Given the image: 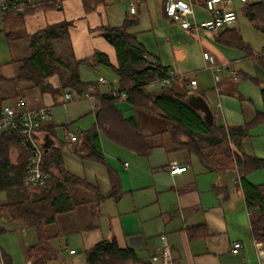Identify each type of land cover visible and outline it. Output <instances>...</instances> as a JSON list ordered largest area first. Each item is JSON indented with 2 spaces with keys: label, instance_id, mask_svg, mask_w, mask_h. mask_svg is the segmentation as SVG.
I'll list each match as a JSON object with an SVG mask.
<instances>
[{
  "label": "crops",
  "instance_id": "crops-1",
  "mask_svg": "<svg viewBox=\"0 0 264 264\" xmlns=\"http://www.w3.org/2000/svg\"><path fill=\"white\" fill-rule=\"evenodd\" d=\"M31 1L42 8L24 16V27L10 48L16 54L15 46L24 43L23 49L28 53L9 64L11 68L7 67V75L6 68L0 65V77L7 80L0 83V116L3 108L13 104L17 98H24L30 109L51 107L52 119L45 124L39 137L44 139L49 135L53 141L51 147L60 150L58 155L66 173L89 184L103 200L94 192L79 191L77 199L82 201L81 204L59 214L54 223L44 227V234L49 239L48 253L35 259L29 257L28 251L39 244L37 230L0 215V264H87L88 251L103 241L113 239L121 248H133L143 260L161 264L163 238L167 239L175 264H264V244L257 243L253 236L237 170H209L199 157L174 146L169 133L173 127L170 121L149 110L136 108L125 100L116 103L117 109L124 118L138 121L151 150L147 156H138L119 147L97 125L98 97L112 90L104 86L108 85L104 76L93 79L87 75V72H103L102 68H109L118 78V89L121 88L116 73L120 67L119 57L115 47L104 38L101 28H120L127 21L135 20L137 23L128 29V34L136 40L135 50L150 64L159 63L167 71L175 73L169 85L171 88L155 81H145V91L151 97L165 93L184 97L188 103L192 100L193 104H189L204 118L205 114L196 109L202 100L211 110L213 124L228 131L246 127L259 116H264V67L257 56L249 57L243 50L219 43L217 35L225 29L218 33L205 32L197 38L166 15L165 23L161 17L155 20L151 8H156L158 0H104L91 12L86 10L85 0ZM195 4L199 20L211 19V14L204 7L205 0H197ZM131 6L136 7V14H131ZM226 9L235 11L234 3ZM236 23L231 27L238 31ZM61 24H69L67 37L54 41L51 51L55 63L58 61L60 67L67 71L63 74L69 76L71 69H66L67 65L59 61L72 62L74 66L75 61L90 59L96 52L109 59L111 66L101 65L94 70L81 65L76 69L83 82L94 83L93 91L87 87L80 94L65 89L54 95L42 93L27 81L17 80L25 61L35 51L28 36ZM4 25L0 17V36L6 37ZM164 31L170 40L168 49L161 42L160 49L151 50L145 35L152 34L156 43L164 40ZM188 53L190 60L185 62ZM203 53L215 56L222 70L226 69L220 78L211 70L213 77L219 78L217 82L214 77V84L209 79L208 65L204 70L201 68L206 62L201 59ZM256 55L264 56V51ZM247 63L253 67L246 69L244 64ZM191 64L196 70L194 73L186 71ZM198 74L203 75V79ZM185 75L188 79L184 78ZM101 78L106 82L101 83ZM193 79L197 81L195 88L189 86ZM47 82L55 90L61 88L57 74L47 76ZM67 94L75 96L76 100L65 102ZM94 131L106 164L82 158L76 153L85 145L92 146L93 141L88 135ZM68 132L76 136V142L67 139ZM242 150L252 157L264 159V122L249 129L242 141ZM18 157L19 152L13 150L11 163L17 164ZM174 163L187 170L172 174ZM46 168L49 175L59 174L57 165L48 161L47 154ZM111 171L121 186L118 201L111 198ZM247 179L253 185L264 187V171L251 173ZM7 202V193L1 192L0 205ZM235 243L242 244L237 255L232 253Z\"/></svg>",
  "mask_w": 264,
  "mask_h": 264
},
{
  "label": "trees",
  "instance_id": "trees-1",
  "mask_svg": "<svg viewBox=\"0 0 264 264\" xmlns=\"http://www.w3.org/2000/svg\"><path fill=\"white\" fill-rule=\"evenodd\" d=\"M5 1L11 6L23 9L22 11L10 9L3 18L6 38L12 42L19 37L24 27V16L39 10L42 6L33 4L32 7L28 0ZM103 2L104 0H85L86 10L91 12ZM243 4L242 12L253 28L264 34V2ZM136 23L135 20H129L120 28H101L104 38L115 47L119 57L120 67L116 73L120 78V89H125L129 97L125 101L131 102L136 108L149 110L170 121L173 127L169 133L174 146L178 150L187 151L199 157L209 170L216 172L237 170L239 188L243 192L248 210L252 212L250 219L253 236L255 240L259 238L264 244V187L253 185L247 179L251 173L264 171V159L252 157L242 150V141L249 129L263 123L264 116H259L246 127L227 131L214 124L209 126L203 116L184 97L165 93L151 97L145 91V81H149L148 83L158 81L165 77L168 71L159 63L150 64L135 50L137 49L136 40L128 34V29ZM68 26L69 24L51 26L32 37L28 36L35 51L25 61L17 80L27 81L42 93L54 95L60 94L65 89H72L80 94L87 87L92 88L91 91L94 90L93 88L96 87L93 86L94 83L83 82L76 69L81 65L94 70L101 65L111 66L107 56L96 52L90 59L75 61L74 66L72 62L59 61L67 65L66 69H71L69 76L59 73L61 67L57 64L58 61L56 65L53 64L52 43L67 37ZM217 40L229 48L245 51L249 57L257 56L256 59L264 67V56L256 55L235 28H225L217 35ZM51 74H57L61 79L60 89L55 90L47 82V76ZM5 81L7 80L0 77V83ZM186 94L187 92L184 95ZM98 98L99 109L96 114L98 129L119 147L138 156H147L151 146L147 137L142 135L138 121L134 118H124L116 107V103L123 100L114 98L111 92L107 95H99ZM19 138L20 135L16 131L0 134V193L6 192L8 195V202L0 205V215H6L13 221L21 222L37 230L39 244L28 251L29 257L35 259L46 256L48 253L49 239L44 234V227L54 223L59 214L81 204L82 201L77 199L79 191H91L96 193L100 200L103 198L89 184L66 173L58 155L60 150L55 148H51L46 154L48 161L57 165L56 170L59 174L51 173L43 187H26V170L30 155L20 148ZM88 138L93 141L92 146L85 145V148L77 149L76 153L82 158L106 164L98 147L97 133L95 131L90 133ZM204 142L207 143L206 148L203 147ZM15 149L19 152L17 164L11 163V154ZM46 171L49 174L47 168ZM110 176L113 183L111 198L118 201L121 198V186L112 171ZM86 254L87 264H152L140 258L133 248H121L116 239L103 241Z\"/></svg>",
  "mask_w": 264,
  "mask_h": 264
},
{
  "label": "built area",
  "instance_id": "built-area-1",
  "mask_svg": "<svg viewBox=\"0 0 264 264\" xmlns=\"http://www.w3.org/2000/svg\"><path fill=\"white\" fill-rule=\"evenodd\" d=\"M248 0H241L247 2ZM29 3L33 7L30 0ZM194 0H171L166 3L165 13L169 19L178 23L182 29L193 32L197 37H200L203 32L218 33L219 31L232 26L237 21V14L235 11L227 10L226 8L232 5L230 0H206L205 9L211 14L209 20H199L195 12ZM16 7V6H15ZM59 7V6H58ZM16 11H22V8L16 7ZM9 5L5 0H0V17L4 18L9 12ZM130 12L136 14V7L131 6ZM204 59L208 66L213 70L216 66L214 56L205 53ZM218 71V68H217ZM175 77L173 71H168L166 76L158 80L162 86L170 84L171 80ZM187 79V75L184 76ZM218 82L219 78L215 76ZM105 83L104 79H100ZM197 85L196 80L190 81V86L195 88ZM112 96L120 99H127L128 95L122 90L112 91ZM65 102L75 101V98L67 94L64 96ZM52 119V108L49 106L30 109L24 98H18L13 104L7 105L3 108L0 117V134L9 131H16L19 133V146L24 151L28 152L30 157L26 170L25 185L29 188L43 187L49 175L46 172L44 164V149L42 147V140L39 137L40 131L44 128L45 124ZM67 139L71 142H76L77 138L72 133H67ZM186 171L185 167H178L176 163L172 164L171 173L179 174ZM249 216L252 212L249 211ZM164 247L161 254V264H175L171 249L168 245L167 239L163 238ZM242 250L241 243H235L232 248V253L237 255ZM75 251H71L74 253Z\"/></svg>",
  "mask_w": 264,
  "mask_h": 264
},
{
  "label": "rangeland",
  "instance_id": "rangeland-1",
  "mask_svg": "<svg viewBox=\"0 0 264 264\" xmlns=\"http://www.w3.org/2000/svg\"><path fill=\"white\" fill-rule=\"evenodd\" d=\"M196 2H197V0H195ZM199 1V0H198ZM233 3H234V9H235V11L237 12V15H238V21H237V23H236V27H237V29H238V33L241 35V37L243 38V41L246 43V44H248L250 47H251V49L253 50V52L255 53V54H260V53H262L263 51H264V34H262V33H260V32H258L257 30H255L254 28H253V26H252V24H251V22L249 21V19L244 15V13L242 12V9H243V6H244V4L243 3H240L241 1L240 0H231ZM249 2V4H254V3H259V2H264V0H249L248 1ZM152 9V16L154 17V19L155 20H158V19H160V17H161V21H162V23H165V21H166V18H165V13H164V3H163V0H158V2H157V4H156V8L155 9H153V8H151ZM162 23H161V25H162ZM203 33H205V32H203ZM208 33V32H207ZM210 33V32H209ZM163 36L165 37L166 36V32L164 31V33H163ZM145 38L148 40L147 42L149 43V46L151 47V50H157L159 47H160V43L161 42H163L165 45H166V49H168V47H169V44L168 43H170V40L167 38V37H165L164 38V40L162 41V40H158V42H156L155 43V41H154V38H153V36H152V34H146L145 35ZM198 38V37H197ZM200 38V37H199ZM199 40V39H198ZM197 40V41H198ZM197 44H198V42H196ZM194 45V44H193ZM12 47V43L11 42H8L7 40H6V37L3 35H1L0 36V65H2V66H4V68H6V73H5V75H7V69L8 68H11V67H9L10 65V63H12L14 60H16L17 58H23V57H25L26 55H27V53H28V50L27 49H23V48H25V45H24V43H20V44H18L17 46H15V48H16V54H13L12 53V51L10 50V48ZM21 48V49H20ZM160 49V48H159ZM193 49L196 51V47H193ZM188 51V50H187ZM150 53H152V54H155V53H153V51H149ZM156 55V54H155ZM157 56V55H156ZM165 56L169 59V60H172V58L168 55V54H165ZM201 56V59H203L204 58V55H200ZM215 57V56H214ZM215 59H217L216 57H215ZM190 60V54L188 53V56H187V60L185 61V62H187V61H189ZM203 60H205V59H203ZM204 62V61H203ZM207 62H204V64L201 66V68H202V70H204V69H206V65H208V63L206 64ZM53 64L54 65H56V63H55V61H53ZM57 64L58 65H60L58 62H57ZM216 65H217V67H219L220 69H219V71H217V67L216 66H214L213 67V73L215 74V75H217L219 78L221 77V73H222V71L225 69V68H223V70H222V68H221V66L217 63V60H216ZM248 65V66H247ZM8 67V68H7ZM209 67V66H208ZM244 67L246 68V69H248V68H251V67H253V65L252 64H250V63H247V64H244ZM60 69V68H59ZM84 69V68H83ZM103 70V72H95V73H90V72H87L88 74V77H91V78H93V79H95V78H98V76H100V75H102V76H104L105 77V79L107 80V82H108V85H104L105 87H106V89L108 90V89H111V90H113V89H115V90H117L118 88H119V84H118V81H117V76L109 69V68H102ZM209 70H210V73H211V78H209L210 79V81H212V83L214 84L215 83V81H214V77H213V75L214 74H212V69L209 67ZM226 70V69H225ZM186 71H192L193 73L194 72H196V70L194 69V65L193 64H191L187 69H186ZM9 72V71H8ZM65 72H67L65 69H60L59 70V73L61 74V75H64V76H66L65 74H63V73H65ZM186 74H189V75H193L191 72H187ZM236 74H239L238 72H236ZM182 75H184V74H182ZM188 76V75H187ZM234 76H236L235 75V73H234ZM198 77L199 78H202L203 79V75H200V74H198ZM93 79H91V80H93ZM103 79V78H102ZM104 79V80H105ZM61 80V79H60ZM174 80V78L171 80V82H170V84L169 85H171V83H172V81ZM214 81V82H213ZM156 83H158V84H160L158 81H155ZM61 84H62V81H61ZM161 85V84H160ZM168 85V86H169ZM162 86V85H161ZM164 87V86H163ZM170 87V86H169ZM166 88H168V87H166ZM171 88V87H170ZM169 88V89H170ZM74 98H75V96H73ZM18 99V98H17ZM16 99V100H17ZM15 100V101H16ZM75 100H76V98H75ZM42 140V147H43V144H44V139L42 138L41 139ZM206 146H207V143L206 142H204L203 143V147L204 148H206ZM52 148V147H51ZM50 148V149H51ZM43 149H44V147H43ZM49 149V150H50ZM206 150V149H205ZM206 152V151H205ZM48 153V152H47ZM12 154H13V151H12ZM11 154V155H12ZM44 154L46 155V153H45V149H44ZM256 242L257 243H259V244H261L262 242H260V239L259 238H257V240H256ZM259 249H261V247L259 248ZM264 250V249H263Z\"/></svg>",
  "mask_w": 264,
  "mask_h": 264
},
{
  "label": "water",
  "instance_id": "water-1",
  "mask_svg": "<svg viewBox=\"0 0 264 264\" xmlns=\"http://www.w3.org/2000/svg\"><path fill=\"white\" fill-rule=\"evenodd\" d=\"M202 104L200 106H197L196 109H199L201 110L205 115H204V120L205 122L209 125V126H212L213 125V116L211 114V110L210 108L206 105V103H204L202 100H201ZM190 104H193V101L190 100L189 101ZM44 144H43V147L45 149V153H47L49 151V149L51 148V146L53 145V141L50 139V136L49 135H46L44 137Z\"/></svg>",
  "mask_w": 264,
  "mask_h": 264
},
{
  "label": "bare ground",
  "instance_id": "bare-ground-1",
  "mask_svg": "<svg viewBox=\"0 0 264 264\" xmlns=\"http://www.w3.org/2000/svg\"><path fill=\"white\" fill-rule=\"evenodd\" d=\"M240 1H241V0H240ZM167 2H168V1H167ZM167 2H166V3H167ZM194 2L196 3L195 0H194ZM247 2H248V1H247ZM247 2H244V3H247ZM166 3H165V6H166ZM242 3H243V2H242ZM8 5H9V4H8ZM15 8H16L15 6H11V5H9V10H10V9H15ZM58 8H60V6H59ZM164 12H165V7H164ZM131 14H132V13H131ZM165 15H166V13H165ZM166 17H167V15H166ZM1 18H2V17H1ZM167 18H168V17H167ZM237 19H238V18H237ZM170 20H171V19H170ZM171 21H172V20H171ZM236 22H237V21H236ZM236 22H235V23H236ZM235 23H234V24H235ZM234 24H233V25H234ZM183 30H184V29H183ZM185 31H187V30H185ZM195 36H196V35H195ZM196 37H197V36H196ZM204 54H205V53H203V55H204ZM208 54H209V53H208ZM210 55H211V54H210ZM214 58H215V57H214ZM217 68H218V71H219L220 68H219V67H217ZM212 71H213V70H212ZM187 77H188V76H187ZM187 79H188V78H187ZM190 81H191V80H190ZM190 81H189V83H190ZM100 82H101V81H100ZM105 82H106V81H105ZM101 83H103V82H101ZM117 90H122V91H124L125 93H127L125 89H124V90H123V89H117ZM112 91H115V90H112ZM112 91H111V92H112ZM70 95H71V94H70ZM127 95H128V94H127ZM72 96H73V95H72ZM114 98H115V97H114ZM128 98H129V97H128ZM128 98H127V99H128ZM117 99H120V98H117ZM127 99H120V100H123V101H124V100H127ZM2 112H3V110H2ZM44 164H45V154H44ZM178 167H179V166H178ZM185 168H186V167H185ZM186 170H187V168H186ZM46 172H47V171H46ZM184 172H185V171H184ZM47 173H48V172H47ZM182 173H183V172H182ZM179 174H180V173H179ZM48 175H49V174H48Z\"/></svg>",
  "mask_w": 264,
  "mask_h": 264
}]
</instances>
